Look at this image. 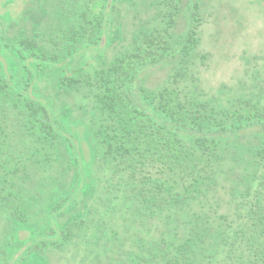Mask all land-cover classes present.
Masks as SVG:
<instances>
[{"label":"trees","instance_id":"trees-1","mask_svg":"<svg viewBox=\"0 0 264 264\" xmlns=\"http://www.w3.org/2000/svg\"><path fill=\"white\" fill-rule=\"evenodd\" d=\"M114 1L60 0L45 29L1 34L0 264H264V78L201 89L196 0L152 1L154 17L105 57ZM166 60V84L145 85ZM50 73L58 100L82 96L85 167L38 84Z\"/></svg>","mask_w":264,"mask_h":264},{"label":"rangeland","instance_id":"rangeland-1","mask_svg":"<svg viewBox=\"0 0 264 264\" xmlns=\"http://www.w3.org/2000/svg\"><path fill=\"white\" fill-rule=\"evenodd\" d=\"M152 1L155 0L114 1L117 22L115 29L111 26L107 33L112 32L111 37H115L110 45L104 46L105 57L114 56L132 41L140 21H149V18L154 17L156 3L153 6ZM196 2L202 17L198 28L200 35L198 49L205 58H201L202 55L196 57L192 69L200 81L201 89L214 95L225 87L234 88L237 89L234 93L238 94L240 90H245L243 83L248 87L257 77L264 78V0H196ZM60 4V0H0V49L5 45L1 34L5 41L10 42L17 31L27 29L31 34L34 29L35 32L45 29L58 19V16L54 15V8ZM186 21L184 15L180 16L177 31L184 29ZM118 24L122 25L120 30ZM104 44L105 40L102 39V45ZM7 56L5 60L8 64L7 60L16 58L17 55L12 53L8 59ZM174 66L173 60L159 63L148 70L144 79H150L144 84L163 87ZM11 69L18 73L20 67L16 63L13 65L11 63ZM52 79L53 74L50 73L48 79L39 81L38 84L41 90L44 89V85H48L46 90L51 97L50 103L47 102L52 116L57 120L56 128L72 138L73 147L69 145V154L76 153L79 163L85 167L92 158L88 128L83 112L81 113L74 103L82 99V96L79 98L76 93L66 98L65 102L58 100L61 96L56 94L57 87ZM231 94L232 90L226 95ZM65 147L67 148L66 145ZM60 148L64 160L67 150L62 144ZM31 264L62 263L58 257L51 254Z\"/></svg>","mask_w":264,"mask_h":264}]
</instances>
